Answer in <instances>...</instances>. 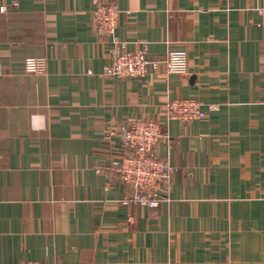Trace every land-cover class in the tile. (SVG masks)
Masks as SVG:
<instances>
[{
    "label": "crops",
    "instance_id": "crops-1",
    "mask_svg": "<svg viewBox=\"0 0 264 264\" xmlns=\"http://www.w3.org/2000/svg\"><path fill=\"white\" fill-rule=\"evenodd\" d=\"M113 1L120 39L184 50L187 72L106 74L92 0H0V264H264V1ZM32 56L46 74L25 72ZM186 97L217 108L169 119ZM135 118L172 137L156 208L111 168Z\"/></svg>",
    "mask_w": 264,
    "mask_h": 264
},
{
    "label": "built area",
    "instance_id": "built-area-1",
    "mask_svg": "<svg viewBox=\"0 0 264 264\" xmlns=\"http://www.w3.org/2000/svg\"><path fill=\"white\" fill-rule=\"evenodd\" d=\"M92 3L96 31L100 36L110 38L112 44L109 62L105 66L106 74L122 79L144 78L151 69L158 70L162 61L166 63L168 73L187 72L188 55L186 51L173 50L160 59L149 57L145 48L131 49L129 42L120 39L117 34L121 14L119 5L113 0H92ZM257 8L264 12V5ZM0 11H7V6L2 5ZM24 70L30 74H46L48 58L45 56L27 57L24 61ZM216 108V104L205 108L204 102L198 98H175L168 102L167 113L169 119L191 122L205 118L209 110ZM119 139L123 154L112 160L111 168L131 188L130 200L132 202L151 208L158 207L163 197V190L169 187L174 168L168 156H160L157 153L156 146L160 141L171 143L172 137L162 128L159 121L135 118L119 133ZM24 264L42 263L29 260Z\"/></svg>",
    "mask_w": 264,
    "mask_h": 264
}]
</instances>
